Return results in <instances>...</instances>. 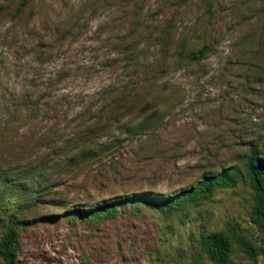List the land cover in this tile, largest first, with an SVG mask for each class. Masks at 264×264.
I'll return each instance as SVG.
<instances>
[{
  "label": "rangeland",
  "instance_id": "obj_1",
  "mask_svg": "<svg viewBox=\"0 0 264 264\" xmlns=\"http://www.w3.org/2000/svg\"><path fill=\"white\" fill-rule=\"evenodd\" d=\"M122 1L31 0L15 16V1L8 0L0 17V234L6 217L17 222L15 264H209L198 251L199 235L229 225L259 248L256 261L264 264V231L247 218L251 197L241 177L169 215L134 199L173 195L224 167L237 168L250 141L264 155V0H125L124 9ZM133 3L147 10L137 26L143 21L155 34L171 20L172 36L183 34L192 49L205 45L203 57L176 64L169 33L149 48L157 62L148 81L133 69L136 51L121 65L107 40L127 26ZM146 35L124 43L148 46ZM58 66L64 70L47 92L65 89L70 102L55 92L39 100V111L18 109L29 78ZM137 78L134 96L116 104L122 110L104 108L89 133L70 135L100 101L80 98L110 81L128 85ZM147 96L155 107L145 108ZM99 142L106 144L93 158L78 153ZM111 199L130 200L111 218H65L67 210ZM231 251L240 263L234 244Z\"/></svg>",
  "mask_w": 264,
  "mask_h": 264
},
{
  "label": "trees",
  "instance_id": "obj_2",
  "mask_svg": "<svg viewBox=\"0 0 264 264\" xmlns=\"http://www.w3.org/2000/svg\"><path fill=\"white\" fill-rule=\"evenodd\" d=\"M14 1L15 5L13 7L12 14L15 16L20 15L22 11L25 10V8H29L32 3L31 0ZM140 1L142 2L143 0ZM133 5V14L126 20L127 26L124 27L123 30H120L119 35H116V37L113 38V41L107 40V43L110 44L107 48L112 49L114 51L112 53L118 55L121 60V65L128 63V56L136 51L137 54H132L130 58V60H132L133 69L138 74L142 73V75L139 76H141L143 81H148L150 77L154 76V71L151 70L153 68L152 64H156L157 62L156 56L150 52L149 48L157 47V43L159 44V42H161L164 34L170 33L171 36L174 35V27L172 21L169 20L160 33L153 34V32L149 31L150 29L152 30L153 27L143 24V21L137 26V23L140 20V14L143 16L147 10L138 9L134 3ZM127 6L128 1L124 0L120 2V8L124 9ZM8 9V0H1L0 17L5 15L8 12ZM260 10L264 15V7H261ZM122 18L124 19L125 17ZM141 32L147 34L145 41L148 40V43L146 44L148 46H141L138 50L136 45L133 46V44L124 43V40L128 38L132 41L135 40L140 36ZM172 39L175 41L173 44L174 51L172 57L176 64L184 61L190 63L195 62L202 58L205 54V45H201L199 47L197 46L194 49L189 48L185 44L186 42H184V35L181 33H179L177 39L174 37ZM150 43L151 45H149ZM62 67L58 66L57 71H52L44 76L38 78L36 77L35 79L29 78L28 82L30 83L25 86L19 95L20 102L17 103L18 109L22 108L23 111L25 110L27 115L33 113L35 110L39 111V100L47 99L54 95L55 92L57 99L64 100L69 103L73 96L70 95L71 93L69 91H66L65 89H58V91L55 90L53 94L47 92L51 91L48 89L47 84L51 83V79L55 81L59 79L61 71L64 70ZM138 80V78L131 80L128 85H126V81L123 80L118 82L110 81L106 86H99L93 93L80 98L83 99L91 97L90 99L100 101L99 104L97 103L98 106H95V113H87L90 111V106L85 108V112L87 113L86 117L82 118V120H76L70 135L75 136V134H79L80 136L86 132L89 133L91 128H94L102 121L99 119H101V114L104 108L109 107V109L112 110H122V107L125 105L122 104L120 107H117L116 104L118 105L120 101L125 103V99L134 96ZM33 86H35L38 91L35 90L36 93L31 97L29 96L31 94L29 90L30 87ZM44 91L47 93H44ZM160 91L163 92L162 89H160ZM147 97L144 98V103L146 104L145 108L155 107L156 104L154 100L150 101L151 97H149V99H147ZM130 106L131 109L130 107L129 109L132 111V114L138 116L139 113L137 112L140 107H138L136 103ZM155 110L158 112L157 108H155ZM139 125L140 123L138 122L136 126L139 128ZM136 128L134 129L136 130ZM89 144H91V147H81V150L78 151L80 154L85 153V155H81L82 157L93 158L96 156L92 155L94 154L95 149H101L106 142ZM246 148L247 152L243 156V159L238 163L237 168L236 166L224 167L217 174L202 177L193 185L181 189L178 193L173 195L156 196L149 193H140V195H135L134 199L138 203L140 202L148 205H155L160 212L169 215L184 205L191 204L196 206L200 202L208 200L213 193L220 188L232 187L237 184L239 181L238 178L241 177L247 183L251 197L247 218L252 224H256L264 231V155H262L258 143L250 141L247 143ZM128 200L130 199H111L109 201H101L99 204H95L91 208L87 209L73 208L66 211L65 218L67 220L81 222H96L100 218H111L116 216L117 213L123 212ZM6 218L7 223L4 230L0 234V264H15V249L18 238L16 227L18 224L17 222L11 220L10 217ZM231 244H234L239 251V259L242 261L238 264H257L256 256L259 252V248L241 235L237 231L235 225H229L226 230L201 233L198 237L197 248L200 255L206 259L209 264H234L232 262V258H230L232 252Z\"/></svg>",
  "mask_w": 264,
  "mask_h": 264
}]
</instances>
